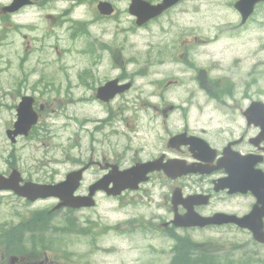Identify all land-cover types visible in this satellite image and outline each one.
<instances>
[{
  "label": "rangeland",
  "instance_id": "rangeland-1",
  "mask_svg": "<svg viewBox=\"0 0 264 264\" xmlns=\"http://www.w3.org/2000/svg\"><path fill=\"white\" fill-rule=\"evenodd\" d=\"M46 1L55 2L45 3L43 10L34 6L22 16L10 19L0 16V106L3 111L0 127L4 122L9 123L14 118L11 108L14 105L16 107L19 101L15 99L14 104L9 106V101H12L11 94H14V83L27 78L30 85L42 81L43 87L50 89L49 85L52 82V85H55L54 90L58 82L61 84L58 90L62 92L61 95L49 93L47 97L44 95L46 99L40 100L44 109L40 113L41 128L34 134L36 141L25 140L19 146L28 170L32 167L40 168L38 165H41L52 172L53 180L56 182L61 180L71 171L72 163L66 162L78 156L76 148L79 144L86 151L81 155L84 159L90 155L89 147L94 161L126 167L125 161L129 160V156L126 154L127 147L122 138L124 124L136 123L132 120L133 112L138 115L139 110L144 108L145 114L140 116L141 120L138 121L143 124H147L149 117L155 113L154 108L172 105L179 109L166 121L167 128L181 130L186 125L188 128L194 124L202 127L209 123V129L215 130L218 125L223 124L224 117L219 111L213 112L214 103L208 100L210 94L208 90L214 89L213 82L219 79L234 82L242 100L244 97H250L264 102V9L252 23L246 25L253 34H239L241 28L246 26L241 25L239 15L230 7L233 0H181L180 4L160 21L141 30H137L129 18L127 12L129 0H81V4H76V0ZM98 1H113L117 14L112 21H96ZM8 4L9 0H0V8ZM59 13L63 14L62 21H68L67 25L48 19ZM74 21H84L88 24L87 36L90 38V44H94L93 50L97 51V45H109L112 49L109 52L112 55L111 62L106 66L96 67L94 63H90V67L82 64L76 66L77 59L88 62L87 56H83L86 52L80 51L81 56L77 53L76 47L67 45L64 47L69 50H66L68 56V53H64L63 47L56 45L55 37L64 34L57 27L61 24L63 28L70 27L69 30L74 36H78L74 30L77 25ZM256 33L257 35L253 37ZM138 34L141 36L136 37ZM192 38L197 40L194 42ZM213 39V42L207 43ZM86 41L79 49L84 48ZM202 41L204 43L200 45ZM248 51L252 52V60L246 55ZM70 57L74 60L73 63L69 61ZM99 57L105 59L108 54L102 51ZM123 58L126 59L124 67ZM210 60L220 61L223 70L219 71L212 66L211 73L205 74L209 68L204 67L203 63ZM89 68L93 71L88 79L93 81L92 84L120 75L135 84L134 91L123 96V99L112 106L113 120H106L102 115L105 106L95 104L88 108L85 104L84 108H78L71 102L75 97H82L85 102L87 98L95 100L93 95L87 96L82 93L81 88H75L78 70ZM58 91L55 93L58 94ZM236 97L239 95L236 94ZM126 101L133 106L131 110L133 112L121 114ZM245 104L246 102H241V105ZM52 111L56 113L60 111L61 116L57 114L50 116L49 113ZM101 118L105 119L103 125L105 127L97 122V119ZM156 123L163 124L159 119ZM43 143L48 146V152L43 151ZM141 143L149 144V141ZM73 144L76 145L74 148L66 150ZM139 144L140 141H135L132 146L137 148ZM10 151L11 146L0 128V160H5ZM33 159L39 161V164H35ZM0 167H3V163H0ZM94 169L98 171L97 168ZM39 171L42 176L41 170ZM40 176L37 175L38 178ZM86 180L88 186L96 181V178L90 175ZM227 206L229 207L218 205L219 208L237 209L234 202L228 203ZM116 207H124L126 213L122 215ZM239 207L241 208V205ZM166 209L158 198V191L154 190L151 198L143 194L134 195L118 204L100 198L96 211L103 225L128 228V225L149 223L156 229L154 226L156 217L160 220L165 216L171 218L172 211L169 214ZM8 215L9 212L1 207L0 221H10ZM140 216L142 217L140 222L136 220L127 222ZM173 235L177 236V240L193 241L189 245L196 250L204 246L210 255L211 264H264V250H260L258 255H253L249 252L251 245L246 242V237L239 236L229 229L182 232ZM109 237H105V231L93 239L82 236L80 251H88L94 243L102 248L100 242L106 244ZM150 237L151 235L149 238L135 237V241L131 243L125 237L113 236L109 246L114 248L109 253H117L118 256L115 255L113 258L111 255L104 256L97 249L96 255L83 260L84 257L79 251L81 260L71 257L70 263L172 264V245H162L151 241ZM149 243L159 249L163 256L150 249ZM149 254H156L157 259L151 262ZM248 257H251L253 262H248Z\"/></svg>",
  "mask_w": 264,
  "mask_h": 264
},
{
  "label": "flooded vegetation",
  "instance_id": "flooded-vegetation-1",
  "mask_svg": "<svg viewBox=\"0 0 264 264\" xmlns=\"http://www.w3.org/2000/svg\"><path fill=\"white\" fill-rule=\"evenodd\" d=\"M26 92V91H25ZM16 94H19V92H15ZM239 115L240 119L243 121V125H234L236 127V130L234 131H228L227 135H224L223 138L219 141H217V144L215 145V150L218 153L217 159H222L225 154L229 153H235L242 156L246 155H254V156H261L263 157L261 163L258 165V167L264 172V142H261L260 144H255L254 140L260 136V130L255 127L254 125H248L245 122V119L243 117V110L239 109ZM13 129V125H9L4 129V133L7 137V133H9ZM190 136H194L193 133H188ZM173 136L172 134H168L165 139L159 138L160 146L157 148H154L150 151L148 154V158H144V162L154 161V160H161L162 163H167L170 160H179L184 161L189 164L195 163L192 155L189 153L187 148L181 147L178 149L171 148L168 143L167 139ZM8 170L3 174L7 175L12 170L14 171L12 167H8ZM2 175V174H0ZM223 176L222 171L215 172L211 176H191L187 178H182L180 180H169L166 178V176L162 172L154 173L150 177V184L152 185L155 181L157 182L158 186H164V182L174 186L178 187L182 190L184 195H205L209 197V202L206 206H199L195 208V211L203 216H211L215 213H224L229 215H236L238 217H244L246 216L253 208H260L258 205L257 199L253 195H247L250 199V204L248 208L241 212V211H235L231 212L229 209H216L215 206L211 207L212 205H215L216 203H224L226 199L228 198H244L245 196L241 195H234L230 196L228 195L227 191H222L219 193L213 192V185L214 181L218 178H221ZM181 211V210H180ZM262 226L264 229V207L262 209V218H261ZM249 238L251 239V235L248 234Z\"/></svg>",
  "mask_w": 264,
  "mask_h": 264
},
{
  "label": "water",
  "instance_id": "water-1",
  "mask_svg": "<svg viewBox=\"0 0 264 264\" xmlns=\"http://www.w3.org/2000/svg\"><path fill=\"white\" fill-rule=\"evenodd\" d=\"M257 1L259 0H243L241 2V5L239 6L241 11L244 13V14H248V12L251 10L252 8V5L255 4ZM177 226L181 227V226H185V225H180V224H177Z\"/></svg>",
  "mask_w": 264,
  "mask_h": 264
},
{
  "label": "bare ground",
  "instance_id": "bare-ground-1",
  "mask_svg": "<svg viewBox=\"0 0 264 264\" xmlns=\"http://www.w3.org/2000/svg\"><path fill=\"white\" fill-rule=\"evenodd\" d=\"M261 41H262V40H261ZM246 55H248V56H249V59L252 60V56H253V55H252V52H251V51H250V52L248 51ZM261 63H262V62H261ZM78 108H79V107H78ZM100 253H101V252H100Z\"/></svg>",
  "mask_w": 264,
  "mask_h": 264
}]
</instances>
